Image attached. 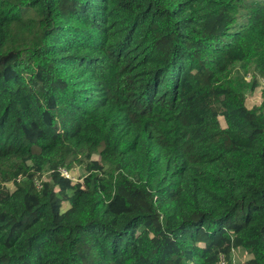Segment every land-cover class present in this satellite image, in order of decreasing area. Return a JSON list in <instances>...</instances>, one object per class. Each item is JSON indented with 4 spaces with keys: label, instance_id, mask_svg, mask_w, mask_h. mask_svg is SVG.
<instances>
[{
    "label": "trees",
    "instance_id": "trees-1",
    "mask_svg": "<svg viewBox=\"0 0 264 264\" xmlns=\"http://www.w3.org/2000/svg\"><path fill=\"white\" fill-rule=\"evenodd\" d=\"M260 79L264 0H0V264H264Z\"/></svg>",
    "mask_w": 264,
    "mask_h": 264
},
{
    "label": "rangeland",
    "instance_id": "rangeland-1",
    "mask_svg": "<svg viewBox=\"0 0 264 264\" xmlns=\"http://www.w3.org/2000/svg\"><path fill=\"white\" fill-rule=\"evenodd\" d=\"M264 87H260L258 90H256L253 94H250L247 98V106L249 108H253L255 106H258L259 104L262 103L263 98H264ZM221 124L222 126H225V121L224 119H221ZM95 160H99L98 156H94ZM86 174L85 168L82 165H74V167L69 170L68 172V177L73 179L74 181H81ZM50 173H43L41 175V180L40 181H46L48 180ZM10 189L13 190L14 186L12 184L9 185ZM70 208L69 204L67 202L63 203V210L66 211ZM250 258V255L246 252H241V251H235L233 253V264H244L245 262L248 261Z\"/></svg>",
    "mask_w": 264,
    "mask_h": 264
},
{
    "label": "built area",
    "instance_id": "built-area-1",
    "mask_svg": "<svg viewBox=\"0 0 264 264\" xmlns=\"http://www.w3.org/2000/svg\"><path fill=\"white\" fill-rule=\"evenodd\" d=\"M261 86L264 87V79H260V87H261ZM263 90H264V89H263ZM61 173H62V175H64L65 177L69 178L68 175H67V174H68V171H66V170H62ZM69 179H71V178H69ZM222 264H225V263H224V259H222Z\"/></svg>",
    "mask_w": 264,
    "mask_h": 264
},
{
    "label": "crops",
    "instance_id": "crops-1",
    "mask_svg": "<svg viewBox=\"0 0 264 264\" xmlns=\"http://www.w3.org/2000/svg\"><path fill=\"white\" fill-rule=\"evenodd\" d=\"M260 105V104H259Z\"/></svg>",
    "mask_w": 264,
    "mask_h": 264
}]
</instances>
